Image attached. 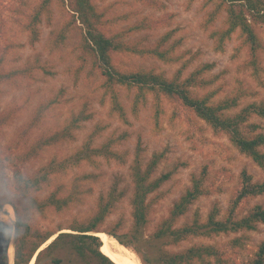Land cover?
<instances>
[{"label":"rangeland","instance_id":"1","mask_svg":"<svg viewBox=\"0 0 264 264\" xmlns=\"http://www.w3.org/2000/svg\"><path fill=\"white\" fill-rule=\"evenodd\" d=\"M91 1L103 14L105 30L109 32L123 30L140 21L152 24L150 29L133 32L127 37L143 47L152 46L165 32H172L167 44L176 45L174 62L163 63L150 55L118 54L114 56V62L120 70L152 69L162 72L168 79L179 75V81H182L205 66L209 68L197 75L198 85L189 88L194 96L210 97L209 102L214 103L240 90L244 95L239 100L240 107L251 101L264 102L263 25H252L257 39L255 51L243 43L237 31L226 40L222 51H216L210 35L223 27L226 14L221 11L212 25L203 24L217 0H150L157 6L137 0ZM40 2L0 0V74L5 76L0 81V214H4L0 216L9 217L10 211L5 205L12 208L10 202H16L9 187L14 156L31 145L35 147L32 148L36 157L25 165L27 176L34 175L41 166H47L50 160L60 164L82 147L86 139L91 140V148H99L110 138L116 142L113 150L124 156V161H116L96 154L89 161L70 165L64 173L54 174L50 184L37 192L36 199L44 200L55 189H60V194L71 189L85 193L80 203L70 210L56 212L51 208L43 214L28 211L31 230L42 234L60 228L70 232L66 227L71 220H82L94 212L97 199L108 192L121 198L111 208L101 229L128 234L132 229L129 205L132 185L128 167L135 159L137 147L143 163L153 154L161 155L154 177L169 173V178L147 199L148 223L141 229L140 242L144 249L154 245L152 235L157 225L190 186L192 175H198L204 169L211 194L196 200L177 220L176 226L189 221L194 213L203 221L214 205L220 216L224 215L238 188L242 169L252 175L253 181H264L263 169L240 154L224 134H214L180 101L168 99L159 92H147L136 100L135 88L121 85L106 88L104 78L90 64L76 74L79 35L75 29L70 28L64 45L57 51L48 47L52 31L70 19L71 12L61 0L50 1V19L41 14L37 24L38 41L31 42L28 34L22 32V25L27 24L29 11ZM36 60L45 65L46 72L35 68ZM112 95L124 111L123 118L115 111ZM79 113L86 118L74 128L71 140L60 141L43 150L39 148L43 137L58 132L68 119ZM33 120L36 124L30 125ZM251 122L258 124V130L264 133V120L253 117ZM255 204L264 206V195L244 201L239 207L240 216ZM11 212L12 217H0V220L4 221L5 230L10 233V244L14 245V209ZM3 236L0 229V238ZM237 237L244 243L243 249L228 251L221 264H240L251 259L264 239V224L251 231L188 238L174 246L164 245L162 249L178 252L194 244L222 246ZM156 249L149 254L152 261ZM55 256L63 259L60 264H81L73 254L63 250L54 253ZM50 259L44 257L39 264H53Z\"/></svg>","mask_w":264,"mask_h":264},{"label":"trees","instance_id":"2","mask_svg":"<svg viewBox=\"0 0 264 264\" xmlns=\"http://www.w3.org/2000/svg\"><path fill=\"white\" fill-rule=\"evenodd\" d=\"M50 1L41 0L29 11L27 24L22 25V32L28 34L31 42L38 41L37 24L41 14H45L48 16L47 19H50ZM137 1L157 6L154 1ZM61 2L71 12L70 19L52 31L48 47L57 51L60 46L64 45L66 33L70 31V28L75 29L79 35V42L76 45L79 60L75 63L76 69H74L76 74L86 70L87 65L90 64L104 78L103 85L106 88L114 85L135 88L136 100L147 92H159L168 99L180 101L182 105L203 120L214 134H224L240 154L264 170V133L258 130V124L251 122L253 117L264 120V102L251 101L240 107L239 100L244 96L240 90L214 103L209 102L210 97L194 96L189 88L198 85L197 75L209 68L205 66L182 81H179V75L168 79L162 72L157 73L152 69L120 70L114 62V56L118 54L150 55L163 63L174 62L176 45L175 43L167 44L172 32H165L152 46L143 47L139 42L127 40V37L133 32L150 29L152 24L140 21L137 25H128L123 30L109 32L105 30L103 14L96 9L91 0H61ZM221 11L226 14L223 27L212 31L210 35L214 39V49L222 51L226 40L237 31L243 43L255 51L257 39L252 25L264 26V0H217L203 25L207 23L212 25ZM35 62L36 69L46 72L45 65L38 60ZM25 72L28 73V71ZM3 77L5 76L0 74V81ZM112 100L115 111L119 117L123 118L124 111L114 95H112ZM233 110L237 111L231 112ZM85 118L81 113L72 116L58 132L43 137L39 148L43 150L60 141L71 140L72 131L79 127L80 122ZM31 123L33 124L30 125L36 124L35 120ZM91 143L90 139H86L82 147L74 151L72 155L65 157L59 162L60 164L54 163L56 160H50L47 166H41L32 176H27L25 165L36 157L34 145L15 155V159L11 158L13 169L11 170L12 182L9 187L12 190V197L16 199V202H10L15 212L13 264H29L40 246L54 235V239L37 252L34 264H39L44 257H51V263L60 264L63 259L54 257V253L62 250L67 254H73L81 264H115L100 252L102 242L99 237L93 235L95 232H106L118 243L130 248L142 264H212V262L221 264L228 251L243 249L244 243L240 238H232L222 246L194 244L178 252H169L162 247L177 245L188 238H211L220 234L251 231L255 230L259 224H264V206L262 205L255 204L245 214L241 216L239 214V207L244 201L264 195V181H253L252 175L246 169H242L238 176V188L224 215L220 216L219 209L214 205L203 221L194 213L189 221L176 226L177 220L187 213L196 200L211 194V190L206 185V174L203 169L198 175L191 176L190 186L172 205L168 216L157 225L152 235L154 245L151 244L150 248L144 249L140 242L141 229L148 223L147 199L169 178V173L154 177L161 155L153 154L146 163H143L139 159L140 150L137 147L135 159L128 167V176L132 185L129 198L132 229L128 234L119 235L114 230L101 229L111 208L118 198H121V196L116 197L114 192L101 195L96 201L94 212L89 213L82 220L72 219L66 227L70 232H63L61 228L56 232L50 231L43 234L33 232L28 224L30 215L28 211L43 214L51 208L56 212L70 210L80 203L82 194L85 193L80 189H71L65 194H60V189H55L48 193L44 200L36 199L37 192L43 186L50 184L54 174L64 173L70 165L89 161L96 154L108 160L124 161V156L113 150L116 144L114 140L109 138L107 143L99 148H91ZM102 148L104 151H101ZM0 229L4 233V236L0 238V264H8L7 251L10 244V233L5 230L6 225L1 220ZM155 249V259L152 261L149 254L151 255L150 252ZM240 264H264V239L258 244L252 258Z\"/></svg>","mask_w":264,"mask_h":264},{"label":"bare ground","instance_id":"3","mask_svg":"<svg viewBox=\"0 0 264 264\" xmlns=\"http://www.w3.org/2000/svg\"><path fill=\"white\" fill-rule=\"evenodd\" d=\"M5 208L10 211L9 217H12L13 212L11 211H13V209L8 204L5 205ZM0 217L2 218L5 217L7 219L9 218L7 216H0ZM96 235H98V237L101 239V242H102L101 247H100V252L106 257H108L113 263L115 264H141L137 256L132 252V250L118 243L113 237L107 236L106 234H103V233H98ZM53 239H54V236L51 237L42 246H40L38 251L42 250ZM7 255H8V264H13V245L11 244H10V247L8 248ZM35 256L36 254L34 255V257ZM34 257L32 258L29 264H34V261H35Z\"/></svg>","mask_w":264,"mask_h":264},{"label":"water","instance_id":"4","mask_svg":"<svg viewBox=\"0 0 264 264\" xmlns=\"http://www.w3.org/2000/svg\"><path fill=\"white\" fill-rule=\"evenodd\" d=\"M0 215H4L3 213H1ZM98 233H103V232H95L93 235L94 236H97L98 237V235H96V234H98ZM104 234V233H103ZM107 235V234H106ZM109 236V235H108ZM100 239V238H99ZM100 241H101V239H100ZM37 254V253H36Z\"/></svg>","mask_w":264,"mask_h":264}]
</instances>
